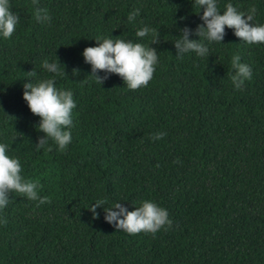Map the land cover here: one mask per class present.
<instances>
[{"label": "trees", "instance_id": "1", "mask_svg": "<svg viewBox=\"0 0 264 264\" xmlns=\"http://www.w3.org/2000/svg\"><path fill=\"white\" fill-rule=\"evenodd\" d=\"M9 3L19 22L11 38L0 36V143L51 202L10 194L0 210V264H264V44L226 28L222 43L205 41L208 56L177 58L181 29L199 39L195 0H39L50 24L35 20L32 0ZM228 3L246 15L255 6L252 23L264 24V0H217L221 13ZM143 27L159 31L158 45L136 36ZM98 37L156 48L148 86L129 90L115 74L96 83L82 53ZM235 54L252 68L241 90L230 79ZM56 57L55 86L76 103L64 152L51 140V151L36 149L44 133L23 99L25 83L53 75L41 65ZM98 199L128 211L155 202L172 227L117 231L102 207L92 218Z\"/></svg>", "mask_w": 264, "mask_h": 264}, {"label": "clouds", "instance_id": "2", "mask_svg": "<svg viewBox=\"0 0 264 264\" xmlns=\"http://www.w3.org/2000/svg\"><path fill=\"white\" fill-rule=\"evenodd\" d=\"M32 5L35 20L50 24L51 17L46 8L39 7V0H32ZM195 5L203 9V15L200 17L203 23L197 26L194 33L199 39L189 38L193 32L188 27L181 29L182 35L174 43L177 58H182L189 52H194L199 57L208 56L209 48L205 41L222 43L226 28L232 29L237 38L249 45L264 44V24L252 23L256 13L255 6L250 7L246 15L231 3L226 4L225 10L221 13L217 0H195ZM139 14V9L129 13V22ZM18 22L19 16L10 10L9 0H0V36L5 39L11 38ZM136 36L139 38L150 36L151 45L160 43V33L155 28L143 27L136 32ZM96 41L98 46L86 47L82 53L85 62L91 65L89 76L96 83L102 85L109 79L110 74H115L122 78L129 90L135 91L148 86L158 64L156 48L120 38L98 37ZM60 65L58 57L53 62L45 59L41 67L53 75L36 83L23 85V99L31 113L40 118L37 131L44 133L38 138L37 150L51 151V147H48L51 140L58 146L59 151L64 152L72 141L71 132L66 129L72 127V112L76 108V103L71 91L58 90L55 86V77L62 74ZM231 67L234 74L230 79L234 89L241 90L245 82L252 79V68L242 63L238 54L232 56ZM101 72L104 75H100ZM63 74L66 75V72ZM29 75L35 77L37 73L33 71ZM163 135L166 134L160 133L152 138L157 140ZM7 149L8 145L0 143V210L9 204L11 193H18L30 201H36L37 206L50 203L48 196L43 198L39 196L38 182L24 178L20 160L10 158ZM106 204V199H98L88 210L93 214L92 218L97 219L99 214L96 209L102 207L106 213L105 220L117 231L123 230L129 235L141 232L155 235L162 228L168 230L172 227L167 210L155 202L142 201L141 206L135 207L133 211H128L119 202L108 207H105ZM0 223L7 224V219L0 220Z\"/></svg>", "mask_w": 264, "mask_h": 264}]
</instances>
